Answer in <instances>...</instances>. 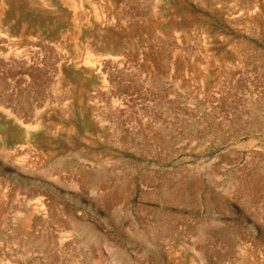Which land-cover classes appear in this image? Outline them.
<instances>
[{
  "label": "rangeland",
  "instance_id": "rangeland-1",
  "mask_svg": "<svg viewBox=\"0 0 264 264\" xmlns=\"http://www.w3.org/2000/svg\"><path fill=\"white\" fill-rule=\"evenodd\" d=\"M0 264H264V0H0Z\"/></svg>",
  "mask_w": 264,
  "mask_h": 264
},
{
  "label": "bare ground",
  "instance_id": "bare-ground-1",
  "mask_svg": "<svg viewBox=\"0 0 264 264\" xmlns=\"http://www.w3.org/2000/svg\"><path fill=\"white\" fill-rule=\"evenodd\" d=\"M260 187V186H259Z\"/></svg>",
  "mask_w": 264,
  "mask_h": 264
}]
</instances>
